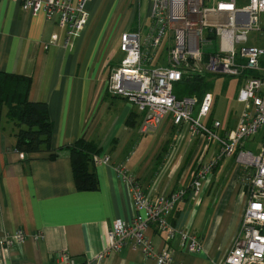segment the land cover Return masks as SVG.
<instances>
[{"label": "crops", "instance_id": "obj_1", "mask_svg": "<svg viewBox=\"0 0 264 264\" xmlns=\"http://www.w3.org/2000/svg\"><path fill=\"white\" fill-rule=\"evenodd\" d=\"M139 3L90 0L84 28L73 47L64 49L56 18L31 15L18 2L0 0V72L30 78L28 99L47 106L51 124L50 150L39 155L16 152L10 128L0 129V239L17 230L26 235L5 253V264H61V254L75 264H156L130 245L107 252L113 222L144 215L114 168L124 166L154 201L187 188L198 164L216 153L215 144L191 137L170 120L155 134L139 135L141 115L107 94L109 73L123 58L120 37L136 30L133 10ZM79 139L109 159L91 167L97 180L93 191L75 185L69 151ZM245 193L239 168L223 159L201 192L187 190L168 217L172 227L195 236L201 252L188 253L178 236L166 240L155 225L145 237L157 251L170 248L176 264H221L238 233ZM36 234L41 238L35 242Z\"/></svg>", "mask_w": 264, "mask_h": 264}, {"label": "built area", "instance_id": "obj_2", "mask_svg": "<svg viewBox=\"0 0 264 264\" xmlns=\"http://www.w3.org/2000/svg\"><path fill=\"white\" fill-rule=\"evenodd\" d=\"M12 1L31 15L43 12L48 20L56 18L64 34L61 44L64 49L73 47L89 16L86 5L90 0ZM148 1L147 34L142 39L138 27L121 35L119 50L123 58L109 73L107 94L124 99L141 115L139 135L155 134L170 120L191 137L215 144L217 151L209 160L198 164L187 188L160 195L154 201L142 192L124 166H116L117 179L127 187L135 209L144 215L137 214L127 222L115 220L107 235V252L130 245L156 264H176L170 248L157 251L145 237L152 225L165 233L166 240L178 236L188 253L201 252L195 236L172 227L168 217L175 205L184 200L187 190L201 192L203 182L219 162L230 158L239 168L246 193L238 233L221 264H264V134L253 150L244 148V143L264 128V48L257 45L258 39L249 43L248 38L251 32H260L264 0H248L246 6L237 4V0ZM166 37V57L154 64L153 58L163 48ZM57 39L53 35L51 43ZM205 74L239 80L236 101L241 105V112L234 128H224L212 118L208 120L213 105L211 93H205L201 100L174 95L176 83ZM108 161V157L99 155L93 158L94 165ZM40 238V234L32 236L35 242ZM25 239L22 230L1 238L0 264H5V253ZM59 259L61 264H75L65 254Z\"/></svg>", "mask_w": 264, "mask_h": 264}, {"label": "trees", "instance_id": "obj_3", "mask_svg": "<svg viewBox=\"0 0 264 264\" xmlns=\"http://www.w3.org/2000/svg\"><path fill=\"white\" fill-rule=\"evenodd\" d=\"M212 77L205 74L185 78L174 85L173 93L177 98L197 97L201 100L209 92ZM29 87L30 78L0 72V126L5 110L4 124L10 128L13 149L26 155H39L50 150L51 124L47 106L29 101ZM210 118L211 112L209 121ZM97 154L94 144L83 139L77 140L70 148L69 158L77 190L93 191L97 188L96 176L91 170ZM54 158L49 155V159Z\"/></svg>", "mask_w": 264, "mask_h": 264}, {"label": "rangeland", "instance_id": "obj_4", "mask_svg": "<svg viewBox=\"0 0 264 264\" xmlns=\"http://www.w3.org/2000/svg\"><path fill=\"white\" fill-rule=\"evenodd\" d=\"M138 3V0H136ZM139 8H134V28L138 30L140 28V35L143 39L147 34V28L149 27L150 20L147 17L149 1L148 0H139ZM149 2V3H148ZM237 4L246 6L248 0H237ZM260 32H251L248 35L249 43L254 42L255 39H258L257 45L264 48V16L262 15L259 20ZM167 44V37L163 41V48L160 49L153 58V63L156 64L157 60L160 59L164 61L166 54L164 52V47ZM151 58V57H150ZM153 64V65H154ZM210 89L209 91L214 96V105L211 111V118L219 120L224 124H228L231 128H234L236 121L241 111V105L236 102V96L238 87L236 85L237 79L227 76H213L210 79ZM197 107L194 108L193 116L196 115ZM9 129L8 125H5L4 122L1 123L0 129L2 128ZM264 134V128H261L258 133L255 135L254 139L244 143L245 149L253 150L254 146L260 142Z\"/></svg>", "mask_w": 264, "mask_h": 264}]
</instances>
